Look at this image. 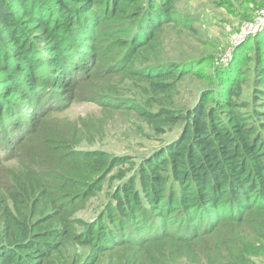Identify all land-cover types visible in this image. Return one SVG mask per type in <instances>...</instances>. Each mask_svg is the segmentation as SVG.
<instances>
[{
	"label": "trees",
	"instance_id": "obj_1",
	"mask_svg": "<svg viewBox=\"0 0 264 264\" xmlns=\"http://www.w3.org/2000/svg\"><path fill=\"white\" fill-rule=\"evenodd\" d=\"M179 1L0 0V151L39 142L0 182V264H264V46L211 73L171 60L164 33L194 29ZM187 76L207 84L191 106ZM86 93L150 138L177 134L140 160L82 150L55 117ZM109 175L108 202L80 215Z\"/></svg>",
	"mask_w": 264,
	"mask_h": 264
},
{
	"label": "rangeland",
	"instance_id": "obj_2",
	"mask_svg": "<svg viewBox=\"0 0 264 264\" xmlns=\"http://www.w3.org/2000/svg\"><path fill=\"white\" fill-rule=\"evenodd\" d=\"M175 10L194 29L186 34L183 31L186 28L179 26L183 30L176 27L164 33L162 42L165 45L169 44L171 60L177 62H184L187 59L205 60L201 67L204 72L211 73L217 67L230 64L234 56L244 49L247 50L244 52H254L255 45L257 47L261 45L262 48L264 46V0H180ZM250 25L256 31L247 34L246 30ZM241 32L246 34L243 39L238 38ZM194 64L197 62L194 61ZM101 81L98 80L97 83ZM206 86L204 80L187 76L179 86V102L189 106L195 104L200 91ZM84 96L85 99L69 104L67 109L55 117L59 120H68L63 125L69 122L78 124L79 128L85 131L80 137L79 148L82 150L101 149L111 154H130L140 160L143 155L177 134L174 132L159 140L150 138L136 130L139 124L136 117L101 108L87 98V93ZM69 101L67 99L64 104ZM6 102L8 107L5 112L9 110V114L13 111L26 115L25 106L18 100L9 97ZM13 137L15 136H8ZM18 137L12 142L4 141L5 152L0 151V155L7 154L10 160L4 159L0 162V182L4 181L8 173L11 174L12 167L20 164L19 160L25 158V154L32 152L34 146L39 144L37 136L27 141H19ZM48 153L58 157L62 155L61 152L54 150H49ZM118 181L109 175L103 182L100 194L92 199L88 208L80 215L87 219L95 218L110 199Z\"/></svg>",
	"mask_w": 264,
	"mask_h": 264
},
{
	"label": "built area",
	"instance_id": "obj_3",
	"mask_svg": "<svg viewBox=\"0 0 264 264\" xmlns=\"http://www.w3.org/2000/svg\"><path fill=\"white\" fill-rule=\"evenodd\" d=\"M248 27H249V29L246 30V33H247V34H250V33L256 31V29L254 30V28H253L252 25H250V26H248ZM245 29H246V28H245ZM245 29H244L243 31H245ZM251 29H253V31H251ZM243 33H244V32H241V34L238 36L239 39H243V38L245 37L246 34H243Z\"/></svg>",
	"mask_w": 264,
	"mask_h": 264
}]
</instances>
